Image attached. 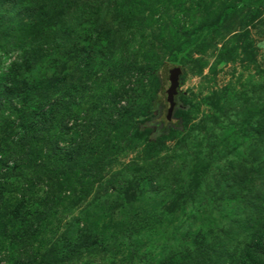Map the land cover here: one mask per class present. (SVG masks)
Returning a JSON list of instances; mask_svg holds the SVG:
<instances>
[{"label":"rangeland","instance_id":"rangeland-1","mask_svg":"<svg viewBox=\"0 0 264 264\" xmlns=\"http://www.w3.org/2000/svg\"><path fill=\"white\" fill-rule=\"evenodd\" d=\"M0 264H264V0H0Z\"/></svg>","mask_w":264,"mask_h":264},{"label":"water","instance_id":"water-1","mask_svg":"<svg viewBox=\"0 0 264 264\" xmlns=\"http://www.w3.org/2000/svg\"><path fill=\"white\" fill-rule=\"evenodd\" d=\"M178 84H179L178 74L176 72L171 73V76H169L163 88V93L165 97V105H166L165 111H166L167 118L170 117L172 110L174 108V105H175L173 98L177 92Z\"/></svg>","mask_w":264,"mask_h":264},{"label":"trees","instance_id":"trees-1","mask_svg":"<svg viewBox=\"0 0 264 264\" xmlns=\"http://www.w3.org/2000/svg\"><path fill=\"white\" fill-rule=\"evenodd\" d=\"M145 128H146V127H145ZM147 128H150V127H147ZM169 132H170V131H169ZM169 132H168L167 134L165 133L163 136H167V135H169Z\"/></svg>","mask_w":264,"mask_h":264}]
</instances>
